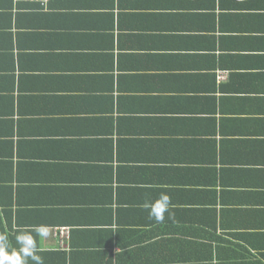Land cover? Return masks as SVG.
Listing matches in <instances>:
<instances>
[{
	"label": "crops",
	"instance_id": "obj_1",
	"mask_svg": "<svg viewBox=\"0 0 264 264\" xmlns=\"http://www.w3.org/2000/svg\"><path fill=\"white\" fill-rule=\"evenodd\" d=\"M0 261L264 264V0H0Z\"/></svg>",
	"mask_w": 264,
	"mask_h": 264
},
{
	"label": "clouds",
	"instance_id": "obj_2",
	"mask_svg": "<svg viewBox=\"0 0 264 264\" xmlns=\"http://www.w3.org/2000/svg\"><path fill=\"white\" fill-rule=\"evenodd\" d=\"M169 204L170 200L168 195L165 193H161L159 202H152L147 205L149 219H153L157 222H162L164 219L163 213L169 211Z\"/></svg>",
	"mask_w": 264,
	"mask_h": 264
},
{
	"label": "trees",
	"instance_id": "obj_3",
	"mask_svg": "<svg viewBox=\"0 0 264 264\" xmlns=\"http://www.w3.org/2000/svg\"><path fill=\"white\" fill-rule=\"evenodd\" d=\"M0 264H6V262H3V263H2V262L0 261Z\"/></svg>",
	"mask_w": 264,
	"mask_h": 264
}]
</instances>
